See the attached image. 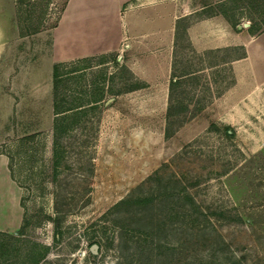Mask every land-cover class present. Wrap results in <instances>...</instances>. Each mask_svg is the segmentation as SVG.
I'll return each mask as SVG.
<instances>
[{
  "label": "rangeland",
  "instance_id": "obj_1",
  "mask_svg": "<svg viewBox=\"0 0 264 264\" xmlns=\"http://www.w3.org/2000/svg\"><path fill=\"white\" fill-rule=\"evenodd\" d=\"M159 1L118 49L64 61L68 110L57 115L65 0L27 34L17 0H0V229L29 220L4 264H264V25L232 26L220 0ZM234 12L239 25L255 16ZM174 61L203 75L180 86L189 106L166 134ZM183 186L209 221L186 229ZM146 192L142 209L124 205L116 219L118 200Z\"/></svg>",
  "mask_w": 264,
  "mask_h": 264
},
{
  "label": "trees",
  "instance_id": "obj_2",
  "mask_svg": "<svg viewBox=\"0 0 264 264\" xmlns=\"http://www.w3.org/2000/svg\"><path fill=\"white\" fill-rule=\"evenodd\" d=\"M51 0H17V12H18V24L19 29L22 34L27 33H33L35 31L40 30L43 27V21L44 16L47 11V7L49 5ZM67 0H65V3L63 6H65ZM217 5H214L217 7L218 12L222 13L228 21L231 23L232 26L238 27L240 21L238 20V16L234 12L235 9L238 8H248L254 13V18L251 19L250 25L247 27V29L250 32H255L256 30H260L262 28V25H264V0H220L215 2ZM207 3L203 4V7L206 6ZM37 6L39 7L37 11ZM64 7H62L63 9ZM37 11V13L35 12ZM230 11V13H228ZM59 18V16H58ZM57 18V19H58ZM58 20H56L57 22ZM56 22L53 24L56 25ZM178 27V26H177ZM178 29V28H177ZM65 65L64 61H56L52 65V80H53V108L54 112L59 115L66 113L68 108L62 104L61 100L63 99V95L60 96L59 92V82L62 80V75L64 72H61V69ZM192 64H184L182 65L181 62L174 61L172 63V71L171 76L169 79V94H168V103L166 107V117H167V127H166V134L170 132L171 126L173 124V118L178 114L186 109H188L189 102L186 99L185 96H183L182 89L180 90V86L183 85V83L186 80L194 79L196 81L199 80V78L202 77L203 74H201L200 68H192ZM60 97V98H59ZM200 108V104L197 103V109ZM53 129L55 134L62 133L64 130V125L61 121H58L57 118L54 119L53 123ZM228 131V129H227ZM57 136L54 138V160L53 165L54 169L56 168V165L58 164V149L56 146L57 142ZM148 192L143 193L141 195H134L131 194L127 197L121 198L118 200L113 206L112 209L117 214L116 219L119 218L120 214V208L124 205H131L135 206L138 205L139 209L143 208V205L151 199L152 197H149ZM182 196L183 201L185 205L182 209H178L177 212L181 217H183L182 221L184 220L186 223V229L189 228L190 225L197 224L199 221L205 222L209 221V216L201 209L194 197L192 196V193L188 190L187 186H183L182 188ZM223 213V212H222ZM51 218L53 225H54V231H53V239L58 241L61 236V213L56 212L54 216H48V218ZM240 218V216H239ZM29 223L28 218H25L24 222L21 224V226L14 232H10L8 230H2L0 229V264H4L5 260L8 259V257L13 253V251L16 249V242L22 235H25L26 227ZM139 228V227H138ZM95 243V242H94ZM93 244V243H92Z\"/></svg>",
  "mask_w": 264,
  "mask_h": 264
},
{
  "label": "crops",
  "instance_id": "obj_3",
  "mask_svg": "<svg viewBox=\"0 0 264 264\" xmlns=\"http://www.w3.org/2000/svg\"><path fill=\"white\" fill-rule=\"evenodd\" d=\"M159 0H67L55 37V61L71 60L119 48L135 20L148 19ZM127 5L128 10L124 11ZM64 28L65 30H62ZM129 32V33H128Z\"/></svg>",
  "mask_w": 264,
  "mask_h": 264
},
{
  "label": "water",
  "instance_id": "obj_4",
  "mask_svg": "<svg viewBox=\"0 0 264 264\" xmlns=\"http://www.w3.org/2000/svg\"><path fill=\"white\" fill-rule=\"evenodd\" d=\"M250 23L249 22H244L243 24H240V25H238V27L240 28V27H242V26H248ZM90 250L92 251V252H97V250H98V244H96V243H93L91 246H90Z\"/></svg>",
  "mask_w": 264,
  "mask_h": 264
}]
</instances>
